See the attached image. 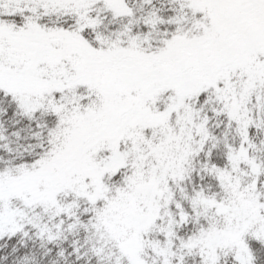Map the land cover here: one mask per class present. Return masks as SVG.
I'll use <instances>...</instances> for the list:
<instances>
[{"label":"snow or ice","instance_id":"snow-or-ice-1","mask_svg":"<svg viewBox=\"0 0 264 264\" xmlns=\"http://www.w3.org/2000/svg\"><path fill=\"white\" fill-rule=\"evenodd\" d=\"M0 264H264V0H0Z\"/></svg>","mask_w":264,"mask_h":264}]
</instances>
